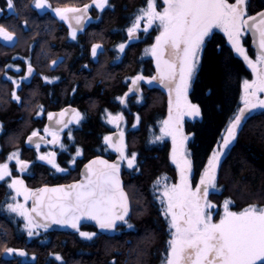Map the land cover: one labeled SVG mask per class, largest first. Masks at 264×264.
Instances as JSON below:
<instances>
[{
    "label": "trees",
    "instance_id": "obj_1",
    "mask_svg": "<svg viewBox=\"0 0 264 264\" xmlns=\"http://www.w3.org/2000/svg\"><path fill=\"white\" fill-rule=\"evenodd\" d=\"M46 3L48 8L40 12L34 0H15L14 11H8L5 0H0V25L15 37L11 45L0 39V145L24 146L26 136L43 125L36 118L40 110L45 120L48 113L74 105L81 118L70 128L71 137L65 139L57 160L67 171H51L36 162L35 155L30 159L38 172L33 185L72 181L90 158L116 155L105 137L114 130L107 120L109 114H119L124 119L126 156L131 158V153H136V165H125L123 172L132 206L127 222L133 227L124 223L115 232L103 234L91 225L82 226V230L96 233L92 239L82 237L79 231L45 228L29 237L21 223L11 219L13 216L0 214V264H162L171 235L154 190L163 176L175 180L177 169L171 159L170 140L156 138L168 114L169 99L158 85L144 84L140 95L128 93L133 77H153L156 71L153 58L144 56L156 38L155 28L138 40L131 41L128 36V28L139 10L147 6L146 0H108L110 6L102 10L93 0ZM82 5H89L92 20L73 38L54 9ZM246 7L248 15L256 13L264 8V0H248ZM127 42L121 52L118 46ZM94 45L101 46L95 57ZM244 45L248 56L255 57L247 33ZM27 63L37 69L29 85L20 82ZM251 78V67L225 35L212 33L204 43L188 91V99L199 107L200 114L183 121L192 182L198 181L209 158L220 148L229 121L243 105V82ZM13 94L20 97L19 101ZM215 184L218 191L210 196L219 209L226 200L234 210L264 206V109L247 116L235 140L222 151ZM6 198L0 187V210H7ZM8 248H25V255L6 258Z\"/></svg>",
    "mask_w": 264,
    "mask_h": 264
},
{
    "label": "snow or ice",
    "instance_id": "obj_2",
    "mask_svg": "<svg viewBox=\"0 0 264 264\" xmlns=\"http://www.w3.org/2000/svg\"><path fill=\"white\" fill-rule=\"evenodd\" d=\"M163 3L166 7L161 12L156 10V0H146L147 6L139 10L140 14L128 28V35L129 40L136 38L135 34L140 30L142 20L146 21L142 29L144 32H147L154 24L162 29L156 37V43L150 49L151 54L156 57L159 76L152 77L148 82L151 83L158 78L162 84L167 81L166 86L169 87L170 92L174 84L177 110L187 107L190 109L189 115L200 114L198 106L188 103L187 91L199 63V52L213 29L219 28L227 34L235 51L243 56L256 76L252 81L244 80L243 82L244 107L238 109L229 121L225 130L226 135L222 137L221 147L228 148L235 140L246 114H250L252 110L264 109V99L258 96V93H264V69L258 67L264 66V12L255 16L248 15L246 7L248 0H234L233 3H229L228 0H163ZM5 4L7 10L14 11L15 0H5ZM93 4L101 9L110 6L108 0H93ZM34 6L37 9H43L48 5L46 0H34ZM88 7L89 5H85L83 10L86 11ZM54 11L61 19L67 20L68 16L65 13H77L82 10L64 8L54 9ZM74 19L75 23L80 25L83 17L76 16ZM245 31L258 36L259 51L255 62L248 57L240 44V36ZM71 35L75 38L76 31L73 30ZM0 38L7 42L15 39L4 25H0ZM254 43L257 41L254 40ZM100 47V45L93 46V56L97 55V49ZM118 47L123 52L125 45L120 44ZM28 71L31 74V66ZM144 79L140 75L132 79L133 87L129 89V92L136 91L138 82ZM13 95L14 99L19 101L20 97ZM127 95L128 93H125V96ZM119 99L121 103H124L123 97ZM64 114L62 111L59 115ZM54 116L55 114L48 113L49 120H53ZM75 119L78 123L79 113H75ZM120 119L122 116L119 114L111 117L113 122ZM171 119L170 108L169 120L163 122L165 127L162 131L165 135L173 137L172 159L180 169V183L170 187L165 185L163 192V196L167 198L164 215L171 217L169 222L171 239L168 241V251L163 264H264V207L249 205L237 213L229 211L230 201H225L224 215L219 222H213L211 209L214 206L207 202L206 198L210 189H216L214 170L219 163L220 152L218 150L213 152L199 184L193 190L188 179V174L192 170V161L185 159L182 155L178 156V149L175 146L176 136L170 128ZM55 122L63 123L59 119ZM64 127H67L66 123ZM45 132L52 136V140L47 143H59L56 131L46 127ZM37 136L38 132L33 131L28 138L29 142L31 143L33 137ZM120 138L123 139V133ZM105 140L109 144L112 143V137H105ZM36 147L39 148L40 144L37 143ZM113 147L121 153L120 159L127 160L129 168L136 165V153H131L129 158L124 155L122 144L113 145ZM54 155L55 153L41 155L38 159L53 164L58 171H67L55 165ZM76 155H81L79 149ZM8 159H14L21 172L27 171L28 162L21 160L18 152L12 153ZM96 164L103 165V168L94 169L92 166ZM119 167L117 163L91 161L85 165L87 170L85 181L69 185L66 189L64 187L41 188L31 191L24 187L23 180L13 178L8 186L16 189L18 195L23 193L26 201L35 197V205L40 207L38 209L34 206L29 211L23 204H9L8 209L25 218L29 237L34 234L33 229L49 227L46 223L35 222L32 213L51 219L55 224H70L77 230L81 220H95L102 230L115 229L117 221H123L132 228L133 225L128 224L125 219L128 215L127 196L120 186ZM11 175L8 164H0V181ZM201 199L205 200L203 205ZM44 208L47 209L46 212L43 211ZM80 235L92 239L96 233L80 232ZM6 251L11 254L17 250L8 248ZM18 254L25 255L23 251ZM55 258L61 259L59 255Z\"/></svg>",
    "mask_w": 264,
    "mask_h": 264
},
{
    "label": "rangeland",
    "instance_id": "obj_3",
    "mask_svg": "<svg viewBox=\"0 0 264 264\" xmlns=\"http://www.w3.org/2000/svg\"><path fill=\"white\" fill-rule=\"evenodd\" d=\"M159 2H160V4H159L160 6L158 5ZM164 7H166V5L163 3V0H156V10H157V11H161V12H162L163 9H164ZM47 8H48V6L45 7V8H43V9H39V11H40V12H43V11H45ZM97 8H98V7H97ZM59 9H61V8H59ZM98 9H99V10H102L101 8H98ZM8 11H9V10H8ZM54 13H55L56 16H58L59 18H61V17H60L55 11H54ZM145 23H146L145 20H142V21H141L140 30H138V32H139V37H138V39H141L143 36H147V35L151 32V30H152L153 28H155V31H156V37L160 34V31H162V29L159 28L157 24H154L151 28L148 29L147 32H144L142 29H143ZM215 31H220L221 33H223V34L225 35V37H226L228 43L231 44V42H230L229 39H228L227 34H226L223 30H221V29H219V28H216V29H213L212 33H214ZM212 33H211V34H212ZM211 34H210V35H211ZM245 34H246V32H243V33L241 34V36H240V44H241V46L245 49V51H246V53H247V49H246V47H245V45H244V36H245ZM207 38H208V37H207ZM207 38H206V39H207ZM0 39H1L2 42L6 43V44H9V45H11V44H13V43L15 42V39H14L13 41H11V42L4 41L2 38H0ZM206 39H205V41H206ZM155 43H156V38H155L154 42H153L151 45H149L148 47H146L145 52H144V56H149V57L153 58L154 63H155V67H156V71H155L153 77H158V76H159V73H158V69H157V60H156V57H155L154 55H152V54H151V51H150L151 47H152ZM204 43H205V42H204ZM127 44H128V42L125 43L124 45L126 46ZM231 45H232V44H231ZM203 46H204V45H203ZM232 47H233V46H232ZM98 50H99V49H97V51H98ZM202 50H203V48H202L201 51L199 52V61H200V56H201ZM234 50H235V49H234ZM235 52H236V51H235ZM236 53H237V52H236ZM237 54H238V53H237ZM238 55H239V54H238ZM247 55H248V53H247ZM240 56H241V55H240ZM241 57H243V56H241ZM248 57H249V56H248ZM256 57H257V54L255 55V57H253V58H250V57H249V58L252 59L253 62H255ZM165 58H167V57H165ZM28 64H29V63H27V65H28ZM198 65H199V63H198ZM198 65H197V67H198ZM197 67H196V69H197ZM258 67H261V66H258ZM251 69H252V68H251ZM15 70H16V71H19V68H16ZM138 75L143 76L145 79H144V80H140V81L138 82L137 90H136V91L129 92V90H128V93H135V94H137V95H140V94L142 93V88H143V85H144V84L147 85V86H150V85H158V86H160V87H162L163 89L166 90V93H167V96H168V99H169V103H168V114H167L166 118L164 119V121H165V120H169V117H170V108H171V118H172V119H171V121H170V128H171V130L174 131L175 136H176V144H175V146H176L177 149H178V156L182 155L185 159H189L188 151L186 150V149H187V148H186V140H185L184 137H183V121L186 120V119H190V120L195 119V118H197L199 115H189L190 109L187 108V107H182L180 110H177L176 105H175V97H176V93H175V90H174V87H175L174 84L171 86L173 90L170 92V91H169V87L166 86L167 81H166L165 83L162 84V83L159 82V78H158L157 80H154V81H152L151 83H149L148 81L151 80L152 77L144 76V75H142V74H138ZM138 75H136V76H138ZM136 76H135V77H136ZM135 77H133L132 79H134ZM193 77H194V76H193ZM255 78H256V76H255V74H254L253 71H252V78L249 79L248 81H252V80H254ZM132 79H131V81H130V87H129V89L133 87V85H132ZM192 79H193V78H192ZM20 80L23 81V80H24V77H21ZM191 81H192V80H191ZM191 81H190V84H189V88H190V85H191ZM18 87H19V83L17 82V83H16V88H18ZM189 88H188V91H189ZM188 91H187V101H188L189 104H191V105H195V104L191 103L190 100L188 99ZM243 95H244V89H243ZM258 96H259L260 99H264V93H258ZM242 102H243V100H242ZM243 107H244V103H243V105H242L241 108H243ZM257 110H262V109L252 110V111L250 112V114L253 113L254 111H257ZM250 114H246V117L249 116ZM116 116H117V115H113V114H112V115H109L107 120H108V123L114 128V130H120V131H122V133H123V142H122V145H123V148H124V155L126 156V152H125L126 145H125V143H124V129H123L124 119L122 118V119H120L119 121L113 122V121L111 120V117H116ZM164 121H163V122H164ZM163 122H162V124H161V132H160V135L158 136V137H161V139H157V138H156V140H164L165 138H166V139L168 138V139L170 140V142H171V159H172L173 148H174L173 137H172L171 135H165V133L162 131V129L165 127L164 124H163ZM73 123H76V119L74 120ZM224 135H226V132H225ZM108 137H109V136H108ZM222 142H223V141H222ZM222 142H221V144H222ZM108 144H109V143H108ZM109 147L113 150L111 144H109ZM224 149H225V148H222L221 146H220V148L217 149V150L220 152L219 162H220V160H221V158H222V151H223ZM79 156H81V155H79ZM79 156H78V157H79ZM189 160H190V159H189ZM10 161H13V162H14L15 160L12 159V160H10ZM172 162L175 164L176 169H177L176 179H175V180H172V179L170 178V176H167V175H166V176H163L162 178H160V179L157 181V183H156V189L154 190V191L157 193V197H158V200H159V202H160V204H161V207H162L163 213H164L165 207H166V205H167V198L163 196V192H164V190H165V185H167V186L170 187L171 185L179 184V183H180V169L178 168L177 163H176L175 161H173V159H172ZM6 163L8 164V166L10 165L9 162H6ZM2 164H3V163H2ZM72 164H73V163H71V165H72ZM218 164H219V163H218ZM218 164L216 165L215 170H214V171H215V180H216V174H217V167H218ZM51 165L54 166L53 164H51ZM55 165L58 166L56 163H55ZM125 165H126L127 168H129V167L127 166V160H125ZM207 165H208V164H207ZM134 166H135V165H134ZM134 166H133V167H134ZM58 167H59V166H58ZM133 167H132V168H133ZM54 168H55V170H56L57 172L63 173V172H61V171H58V170H57V167L54 166ZM59 168H61V167H59ZM9 171L11 172L10 166H9ZM204 171H205V170H204ZM204 171L202 172V174L204 173ZM64 172H65V171H64ZM202 174H201V176H202ZM201 176H200V178H201ZM9 177L11 178V180H12L13 178H17V177H14V176H12V175L9 176ZM5 178H7V177H5ZM164 178H166V179H164ZM200 178L198 179V181H196V182H192V180H191V173L188 174L189 183H190V185H191V187H192L193 190H195L196 186L199 184ZM18 179H19V178H18ZM24 187L26 188L25 185H24ZM13 191H14V193H15V204H13V205H16V204H23L24 207H25V209H28V210H29V208H28V204H27L29 199L26 201L25 198H24V194L21 193V194L18 195L16 189H14V188H13ZM216 191H218V188H217V187H216L215 190L210 189V190H209V194H208V196H207V198H206L207 202L211 203V204L214 206V207L211 209L212 220H213V222H219L220 218L224 215V212H225V209H224V203H225V201L223 202L221 209H219V207L216 205V203H215V201L213 200V198L210 196L211 193H215ZM226 201H230V200H226ZM204 202H205V200H204V199H201V204H202V205L204 204ZM257 206H258V205H257ZM259 207H264V206H259ZM245 208H246V207H245ZM245 208L240 209V210H234V209L231 208V201H230V203H229V205H228V210H229V211L237 212V213L243 211ZM166 217H167L168 221L170 222V219H171L170 215H169V216H166ZM23 218H24V217H23ZM24 221H25V224H27V221L25 220V218H24ZM26 229H27V228H26ZM27 230H28V229H27ZM33 231H34V234H38V233H39V228H35V229H33ZM78 231H79V233H80V232L93 233V232L84 231V230H82V229H79ZM172 231H174V230H172ZM162 264H163V263H162Z\"/></svg>",
    "mask_w": 264,
    "mask_h": 264
},
{
    "label": "water",
    "instance_id": "obj_4",
    "mask_svg": "<svg viewBox=\"0 0 264 264\" xmlns=\"http://www.w3.org/2000/svg\"><path fill=\"white\" fill-rule=\"evenodd\" d=\"M84 6L85 5L78 6V7H70V8L81 9L82 10L81 12H77V13H71V12L65 13V15L68 16V19L67 20L62 19V20L65 22V24L67 25V27L69 28L70 31L75 30L77 33H81L89 25L92 14L90 12L89 7L87 8L86 11L83 10L84 9ZM261 12H264V8H262L261 10H259L256 13H253V14H250V15L255 16L256 14L261 13ZM76 16L83 17V19L81 20V24L80 25H77L75 23L74 17H76ZM245 32L247 33V35L250 38V47L257 54L258 51H259L258 36H254L252 32H248V31H245ZM135 36H136V38L135 39H132L131 41H134V40H137L138 39V31L136 32ZM254 40L257 41V43H254ZM29 66H31V69H32L31 74H29V71H28ZM29 66H27L26 73H25V83L26 84H30L31 81H32V79H33V77H34V75L36 74V68H35V66L34 65H29ZM261 68L264 69V66H261ZM62 111L65 114L63 116H60L59 114ZM75 113H77L76 107H74L72 105L65 106L62 109L53 112V114H55L54 119L53 120H49V118H48V125L49 126H52L54 129H56L58 131H62L64 129V124L65 123L67 125H69L72 122V120L75 117ZM56 119H59V120L63 121V123L57 124L55 122ZM121 133H122V131H120V130H113L109 134V137H112L111 146L113 148V151L116 153V155L113 158H108V157H105V156H102V155L94 156V157L90 158L89 160H87L83 164V166L80 169V176H79L78 179H76L74 181H71V182H67V183L44 185V186H41V187H39L37 189H41V188H59V187H64L66 189L69 185L84 182L85 181V177L87 175V170L85 168V165H88L91 161L101 160V161H107L108 164L117 163L120 166L119 167V173H118V178H119L120 186H121V188L123 189L124 193L127 196L128 215L125 217V219L128 220V218L130 217V213H131V210H132V206H131V202H130L129 195H128L126 189H125V182H124V179H123V172H124V167H125V160L120 159L121 153L116 150V147H113V145H121L122 144L123 139L121 140V138H120L121 137ZM41 137H43V136L41 134H38L37 137H33V140L30 143L29 140H28V138H29V136H28V138H27V144L29 146H35L37 143H43V142H45L44 137H43V139H41ZM92 167L94 169L99 170V169L103 168V165L96 164V165H93ZM37 189H35V190H37ZM35 200H36L35 197H31L30 211H31V209L34 206H36L38 209L40 207L39 205H35ZM43 211L46 212L47 209L44 208ZM32 216H33L35 222H37L39 224H45V223L48 224L49 227H47V229H50V230H54V231H58V232H62V231L70 232V231H76L77 230L76 228L71 227L70 224H63V225L62 224H55V223H52V220L51 219H46L44 216H37L35 213H32ZM85 224L94 226L97 229V231L100 232V233L110 234L113 231H115L119 226H121L122 224H124V222L123 221H117L116 222V228L115 229L102 230V229L99 228V225L97 224V222L95 220H81L79 222V224H78V229H80L81 226L82 225H85ZM20 251H23L25 253V250H23V249L17 250V253H19ZM11 254H9V253L6 252L5 253V257L6 258H9L11 256Z\"/></svg>",
    "mask_w": 264,
    "mask_h": 264
},
{
    "label": "flooded vegetation",
    "instance_id": "obj_5",
    "mask_svg": "<svg viewBox=\"0 0 264 264\" xmlns=\"http://www.w3.org/2000/svg\"><path fill=\"white\" fill-rule=\"evenodd\" d=\"M91 14H92V12H91ZM91 20H92V16H91L90 22H91ZM76 34H80V33H77L76 32ZM138 37H139V32H138ZM98 51H97V53H98ZM93 57H95V56H93ZM29 65H32V64L26 65L25 70H24V74L22 76V77H24V80H23L24 83H25L26 68ZM36 74H37V69H36ZM36 74L34 75V77L36 76ZM34 77H33V79H34ZM20 82H21V80H20ZM26 85H29V84H26ZM72 106H74V105H72ZM74 107H76V106H74ZM60 109H62V108H60ZM60 109H58V110H60ZM76 109H77V113L80 114V112H79V110H78L77 107H76ZM53 112L54 111H52L50 113H53ZM43 115H44L43 110H40L38 112L36 118L42 120L43 121V125H42L41 128H36L34 130V131L38 132V134H41L44 137V140H45V142L39 143L40 144V147L39 148H37L36 145L35 146H29L27 144V138H28V136H30L32 134V132L29 135L26 136V138L24 140V146L20 144V145L11 146L9 148H7V147L4 148V147H2V145H0V164L9 162V164H10L9 166H10V169H11L12 176L17 177V178L23 180L24 181V185L26 186V188L29 189V190H31V191H34L35 189H37V188H39L41 186H44V185H52V184L33 185L34 183H37L38 172L35 169V166H34L35 164L32 163L30 159L35 155V161L36 162H39V163L47 166L51 171H54L55 170L54 166H52L46 160H40V159H38V157L41 156V155L47 156L50 153H55V155H54V158H55L54 161L57 164V160H58V157L60 155V151L65 148V139L68 138V137H71L70 128L72 126L78 124L77 122L76 123H73L74 120H75V117H74V119L72 120V122L69 125H67V127H64V129L62 131H58V130L54 129L52 126H49L48 125V114L46 115L45 120H43V117H44ZM80 118H81V114H80ZM46 127H48L51 130H54V131H56L58 133L59 143H47V141L52 140V136L50 134H48V133L45 132V128ZM0 133H1V128H0ZM61 145H63V147H61ZM14 152H18L19 153V158L21 160L28 162V169H27V171L21 172L19 170V166L17 165L16 161L13 162V161H10L8 159V157L12 153H14ZM78 178H76V179H78ZM76 179H74V180H76ZM74 180H72V181H74ZM68 182H71V181H68ZM10 183H11V178L10 177H7L4 180L0 181V187L2 188V191H4L5 195H8V198H6V200L8 201L7 210H4V209L3 210H0V214H2L4 216H6V215L7 216H9V215L10 216H13L14 218H11V219L12 220H15L16 222L18 221L19 223H21V226L23 227L24 231L28 233V230L26 229V226H25L26 224H25L24 218L22 216L18 215L17 213H15V212H11L8 209V205L9 204H15V193L13 191V188H10L8 186ZM64 183H67V182H64ZM27 204H28V208H29V211H30L31 198H29ZM6 220H7V222H10L11 221L10 219H6ZM85 225H87V224H85ZM82 226H84V225H82ZM39 228H44V227H39ZM45 229H47V228H45ZM76 231H78V230H76ZM33 233H34V231H33ZM34 235H36V234H34ZM12 249H15V250H21V249H23V250H25V248H12ZM15 254L19 255L17 253V251H16V252L12 253L9 258L14 257Z\"/></svg>",
    "mask_w": 264,
    "mask_h": 264
},
{
    "label": "bare ground",
    "instance_id": "obj_6",
    "mask_svg": "<svg viewBox=\"0 0 264 264\" xmlns=\"http://www.w3.org/2000/svg\"><path fill=\"white\" fill-rule=\"evenodd\" d=\"M116 230H117V229H116ZM116 230H115V231H116ZM115 231H113V232H115ZM113 232H112V233H113ZM110 234H111V233H110Z\"/></svg>",
    "mask_w": 264,
    "mask_h": 264
}]
</instances>
